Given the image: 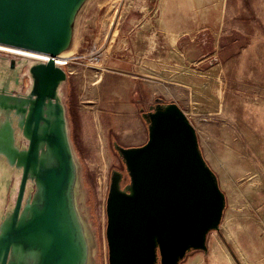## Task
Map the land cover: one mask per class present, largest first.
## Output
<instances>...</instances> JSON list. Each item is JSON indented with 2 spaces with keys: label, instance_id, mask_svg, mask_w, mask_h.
Here are the masks:
<instances>
[{
  "label": "water",
  "instance_id": "1",
  "mask_svg": "<svg viewBox=\"0 0 264 264\" xmlns=\"http://www.w3.org/2000/svg\"><path fill=\"white\" fill-rule=\"evenodd\" d=\"M106 1L0 0V44L47 55L35 59L0 50V69L14 62L22 71L20 92L0 81V161L19 173L13 204L0 215V264H92L62 92L69 75L55 57L77 53L85 34L92 38ZM140 111L146 141H113L128 180L122 185L123 171L110 173L108 264H180L191 250H207L226 197L178 104L156 98Z\"/></svg>",
  "mask_w": 264,
  "mask_h": 264
},
{
  "label": "rangeland",
  "instance_id": "2",
  "mask_svg": "<svg viewBox=\"0 0 264 264\" xmlns=\"http://www.w3.org/2000/svg\"><path fill=\"white\" fill-rule=\"evenodd\" d=\"M123 4L122 0H108L100 7L96 35L94 28L92 38L84 35L86 40L77 51L80 59L69 65L73 73L62 86L79 164L77 201L93 241L92 264H108L105 203L110 173L123 171L122 185L128 180L112 147L113 141L123 144L117 130L115 134L108 128V120L94 116L99 80L111 72L103 60L119 62L121 57V25L123 30L127 25ZM233 4L219 40L201 42L210 51L217 50L219 59L209 56V66L218 62L223 68L222 84L208 88L207 98L217 91V105L212 111V104L204 99L203 107L210 113L190 120L202 154L218 177L226 206L219 230L207 235L208 255L191 250L180 264H264V0H234ZM133 12L130 16H136V9ZM132 27L135 22L129 30ZM91 46L100 52L97 60L85 57ZM214 76L210 73V80ZM99 99L102 109L106 100ZM136 116L141 118L140 110ZM135 121L128 116L115 122L134 130ZM2 164L0 161V215L13 204L19 176Z\"/></svg>",
  "mask_w": 264,
  "mask_h": 264
},
{
  "label": "crops",
  "instance_id": "3",
  "mask_svg": "<svg viewBox=\"0 0 264 264\" xmlns=\"http://www.w3.org/2000/svg\"><path fill=\"white\" fill-rule=\"evenodd\" d=\"M122 2L126 3L122 8L127 10V25L126 30L121 25V57L119 62L107 57L103 60L104 67L111 72L99 80L94 116L108 120V128L114 133L117 130L123 145L132 146L143 144L147 139L146 125L142 118H137L136 110H147L156 98L176 102L189 120L210 113L203 107L204 99L212 104V111L216 107L218 93L213 91L207 98L208 88L222 84L223 68L218 62L209 66L208 57H218V53L201 42L219 40L226 16L233 11L234 0ZM134 9L136 16H130ZM133 22L135 27L129 30ZM97 26L98 20L94 31ZM83 43L79 44V49ZM216 57L212 61H216ZM210 73H215L211 80ZM99 97L106 100L102 109ZM128 116L137 120L134 130L115 122ZM215 247L222 251L221 246ZM200 251L208 255V239L207 250Z\"/></svg>",
  "mask_w": 264,
  "mask_h": 264
},
{
  "label": "flooded vegetation",
  "instance_id": "4",
  "mask_svg": "<svg viewBox=\"0 0 264 264\" xmlns=\"http://www.w3.org/2000/svg\"><path fill=\"white\" fill-rule=\"evenodd\" d=\"M8 66H9L8 68L0 69V78H2V79H0V81L5 86H8L9 84L12 86H15L14 93L20 92L19 87L21 86L22 83L20 82L19 79H20V74L22 71H20L19 69L16 70V68H17L16 66H18L17 63L13 62L11 65H8ZM21 92H23V91H21ZM11 114H12V117L15 121V119L17 118L16 115H14L13 113H11ZM14 124L16 127V123H14ZM124 146H126V145H124Z\"/></svg>",
  "mask_w": 264,
  "mask_h": 264
},
{
  "label": "bare ground",
  "instance_id": "5",
  "mask_svg": "<svg viewBox=\"0 0 264 264\" xmlns=\"http://www.w3.org/2000/svg\"><path fill=\"white\" fill-rule=\"evenodd\" d=\"M95 41H96V39H95ZM0 50L11 52V53H16L19 55H23V56L35 58V59H47V55H44L42 53L31 51V50L20 49V48H16V47H11V46L4 45V44H0ZM96 53H98V51H96L94 54H96ZM65 57H68V56H66L64 54H60V56H57V58H56L58 60L57 62L60 64H63ZM0 79H2V78H0Z\"/></svg>",
  "mask_w": 264,
  "mask_h": 264
},
{
  "label": "built area",
  "instance_id": "6",
  "mask_svg": "<svg viewBox=\"0 0 264 264\" xmlns=\"http://www.w3.org/2000/svg\"><path fill=\"white\" fill-rule=\"evenodd\" d=\"M96 51H98V50H96V48L94 46H91V48L89 49V51L87 52L85 57L87 56L90 60H97L99 55H100V52L98 51L97 54H94ZM80 56H81V54L75 53V54H72L68 57H65L63 65L65 66L68 74L73 73V70L70 68L69 65L75 63V61L80 59ZM56 58L57 57H55V61L57 62L58 60Z\"/></svg>",
  "mask_w": 264,
  "mask_h": 264
}]
</instances>
